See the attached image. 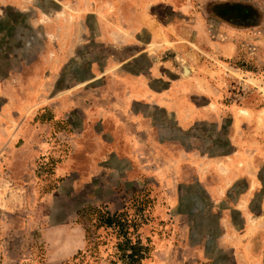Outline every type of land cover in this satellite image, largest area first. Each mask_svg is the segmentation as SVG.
<instances>
[{"label": "rangeland", "instance_id": "374dc122", "mask_svg": "<svg viewBox=\"0 0 264 264\" xmlns=\"http://www.w3.org/2000/svg\"><path fill=\"white\" fill-rule=\"evenodd\" d=\"M153 30L189 45L210 93L220 92L226 107L260 110L245 117L264 130V0H0V264L70 261L85 244L77 212L126 206L133 213L136 194L147 201L137 233L151 246L142 264H233L218 240L222 207L191 184L184 167L175 181L166 180L168 166L158 164L163 146L157 155L148 148L159 138L148 143L142 172L121 156L129 152L125 141L107 144L111 131L96 130L105 113L119 112L111 96L121 86L111 74L120 66L106 59L113 53L121 60L120 50L107 41H145ZM223 40L239 51L226 59L250 75L223 69ZM175 55L160 48L158 60ZM138 61L145 69L148 58ZM219 68L231 75L226 82ZM154 113L161 132L152 136H163L174 126ZM106 254L84 264H108Z\"/></svg>", "mask_w": 264, "mask_h": 264}, {"label": "crops", "instance_id": "0c3cea01", "mask_svg": "<svg viewBox=\"0 0 264 264\" xmlns=\"http://www.w3.org/2000/svg\"><path fill=\"white\" fill-rule=\"evenodd\" d=\"M168 34L153 30L145 41L137 35L134 42L132 35L130 40L121 43H113L107 37L106 45L120 50L121 60H115L117 56L113 53L106 59L112 68L120 66L118 72L111 74V79L117 78L121 86L120 95L111 96L119 112L105 113L108 117L98 120L96 130L102 133L107 127L111 131L110 137L107 133L105 136L107 144L112 142L120 147L125 141L129 152L121 156L131 169L132 163H136V169L142 172L149 163L147 145L159 138L158 144L153 142L148 148L157 155L159 152L155 149L163 146L164 157L159 158L158 164L168 166L166 180L175 181L184 167L191 174V184L207 194L214 205L222 207L218 218L222 230L218 240L227 245L233 264H264V130L249 119L260 110L249 106L242 109L235 104L226 107L219 102L223 95L218 91L210 93L202 62L198 61V71L199 64L193 63L189 45L173 44L176 40H171L172 35ZM127 36L131 35L127 33ZM217 47L223 53L220 64L224 70L235 67L241 76L252 73H243L234 62L226 59L236 57L237 44L223 40ZM160 48L175 52L174 58L178 61L173 58L158 60ZM141 57L148 58L145 69L138 66ZM223 69H220L223 75L219 80L226 82V76L231 75ZM155 111L174 126L163 136H152L154 129L161 132L156 128ZM227 112L232 118L225 132L221 122ZM221 136H225L224 139L220 140ZM120 139L123 140L121 144ZM184 140L190 144L181 143ZM208 141L213 146L211 150L205 148ZM161 176L162 172L159 178ZM230 197L231 202L228 201ZM230 211L236 212L238 218H233Z\"/></svg>", "mask_w": 264, "mask_h": 264}, {"label": "trees", "instance_id": "16d2710c", "mask_svg": "<svg viewBox=\"0 0 264 264\" xmlns=\"http://www.w3.org/2000/svg\"><path fill=\"white\" fill-rule=\"evenodd\" d=\"M132 199L133 213H129L126 206L114 212L104 206L79 210L77 217L83 228L84 249L62 264H84L90 258L97 260L102 251L107 252L108 264H142L151 250L150 240L142 241L137 233L143 224L147 201L138 194Z\"/></svg>", "mask_w": 264, "mask_h": 264}, {"label": "bare ground", "instance_id": "6f19581e", "mask_svg": "<svg viewBox=\"0 0 264 264\" xmlns=\"http://www.w3.org/2000/svg\"><path fill=\"white\" fill-rule=\"evenodd\" d=\"M185 66V65H184ZM182 67V66H181ZM183 68H185V67H183Z\"/></svg>", "mask_w": 264, "mask_h": 264}]
</instances>
